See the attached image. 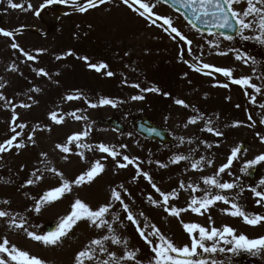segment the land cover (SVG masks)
Returning <instances> with one entry per match:
<instances>
[{"label": "rangeland", "instance_id": "obj_1", "mask_svg": "<svg viewBox=\"0 0 264 264\" xmlns=\"http://www.w3.org/2000/svg\"><path fill=\"white\" fill-rule=\"evenodd\" d=\"M13 2L21 4L22 9H9L8 6L5 8L1 6L2 3L0 2V18L4 17L6 19L5 27L7 30L14 29L11 27L16 24L44 30V27L37 20L36 15H34L35 9L39 8L43 0H13ZM78 2L83 4L84 0H78ZM146 2L151 3V0H146ZM29 3L33 6L32 10H23L27 8ZM245 7L246 3L234 5V8L240 12ZM153 11L160 16L172 19L173 26L193 41L192 48L194 54L201 57L203 63L222 68H232L234 69L233 75L235 78L251 76L252 83L260 86L259 80L254 78H258L261 75L258 74L259 71L250 62L247 65H242V61H237L231 52L227 56L215 54L219 50L227 51L237 43L243 45L248 51L252 50L253 56H256L260 52L258 49H253L252 47L259 43L252 40V46L244 44L239 40L235 43L222 38L201 35L189 30L182 22H176L171 15V11L164 6L157 5ZM51 18L52 20H49V24H58L56 32H60H58L60 38L58 34L52 37L49 36L44 40H39L36 37L28 35H15L13 37L0 35V84L4 85L0 88V93L6 97V100H11L12 103L16 101L15 105L21 103L31 105L29 108L16 107L15 109L18 114L17 123H25L27 125L22 132V136L18 137V142H23L25 147L20 149L13 147L7 152L0 153V159L3 161L2 168L11 174L15 172L11 171V167H16L19 173L21 166L26 171L27 169H44L45 164L41 161L46 160L49 167L56 168L64 174L66 179L73 181L78 175L85 172L93 161L106 157L102 160L105 164V170L92 183L80 187L74 186L72 192L66 194L61 200L45 206L39 214L31 211L32 215H26L28 208L31 209L34 206V200L30 199L29 196L38 199L44 191L58 186L60 179L52 172H44L43 174L46 176H43V179L36 184L28 185L27 190L30 193L24 195L19 189L21 187L18 183L13 186V182L8 179H6L8 182H2L3 177L5 178L6 175L5 173L4 175L0 173V197L10 201V204L6 206L7 210L13 214L20 213L27 216L31 224L41 225L39 229L29 226V230L43 233V226L45 224L57 222L59 217L67 214L74 199H81L95 210L99 206L109 202L112 188L122 184L128 190V193L131 194L130 197L128 196L129 198L123 197L125 198V203L128 204L129 209L140 220L141 227L144 224V218L140 217L139 214L143 212L148 217V223L155 224L177 246L190 245V238L184 232L180 221L165 213L163 207H154L147 202L146 198L149 196V190H151L154 199L159 200V194L154 192L151 185L142 176L133 180V177L136 176L135 167L129 165L127 168L118 169L116 168V162L107 157L106 154L99 153L98 151L89 152L87 149H77L75 142L69 144L71 151L67 154L61 153L55 146L56 144H65L69 135L79 133L90 127L91 131L88 137L82 141L83 143L97 144L102 142L115 146L122 155L138 158L136 164L143 171L149 173L162 191L170 192L172 189L179 191V198L171 201V203L177 207H186L192 193L190 190L179 189L180 182L183 181L185 184L195 182L201 184V187H203L201 178L214 175L219 166L227 161V156L230 154L232 147L238 146L240 143L246 142L248 146L246 151H242L240 158L233 164L231 171L234 175L221 174V180L231 182L235 179V176L239 175L241 176V184L255 186L261 176H264V164L257 166V173L253 179L248 178L246 180L247 176H244L239 171L245 161L264 153V143L261 142L260 137L257 135L259 133L264 136V130L254 122L259 123V120L264 117V108L260 107V104H264V87L261 89L260 94L252 92L251 95L257 96L255 104L250 103L249 97H247L254 121L248 120L242 96L238 92L229 87L213 86L219 84L218 80H214L211 76L207 75H201L202 79L193 78L192 82L197 83L194 80L200 81L195 88L202 91L198 92L199 96L195 99L193 97L192 99H186L184 92H181L179 89L183 85L181 84L180 86V84L168 79L167 82L170 85L168 86V90L173 91L171 97L163 94L155 102L149 101L145 95H143V100H116L117 105H120L121 108L124 107L122 111L132 112L134 116L148 115L157 124L166 127L174 138V144L171 146H162L157 143L151 144L134 134L132 126L127 123V118L123 119V131L101 127L99 119H106L112 115L113 110L117 106L115 108L110 105L98 106L96 108L89 107V103L99 105L101 98L111 99L112 96L110 95L111 88L105 85L102 86L103 89H100L98 86L100 83L102 85H104L103 83L109 84L110 77L106 75L107 69L96 72L88 67V63L93 64V62H90L92 60L90 58L91 45L87 44V42L103 39L107 42L110 37L116 36L117 38V36H121L122 41L128 46H139L150 39H157L154 35L159 32L158 25L145 21L137 12L129 9L121 0H110V2L98 8L89 9L84 13L78 12L68 17L54 16ZM70 31L71 35H75L74 37L69 36ZM245 34L253 35L249 32H245ZM68 36L69 38L66 40ZM58 38L59 41L57 40ZM214 39H218L220 44L219 49L213 50L208 47L206 41ZM13 40L20 46V49L35 56L36 59L29 61L20 49H13L10 46ZM167 40L171 41L172 38L168 37ZM67 41L71 45L66 47L62 43H67ZM111 44L113 45V43ZM200 45H203L202 49L199 48ZM82 46H84L83 49L86 51L84 53L82 49L83 57H88V63L80 59L82 63H79V65L74 64L75 56L78 55L79 57V54H74ZM37 50L42 51L38 52ZM132 50L131 54H134V57L141 56L142 53L139 50H136V52H134L133 48ZM68 51H71L73 55H64ZM201 51L203 52L202 56ZM173 53L178 55V47H175ZM57 56H63V58L57 60ZM167 56V52L158 51L154 64H150L151 68L153 66H160V64L163 65V60ZM186 56L193 60L192 56L188 54ZM99 59L95 58V61ZM193 62L195 61L193 60ZM99 63L100 61L97 62V64ZM75 65L78 68H74ZM241 67L242 70L245 69L244 72L240 70ZM13 68L16 70L13 71ZM41 68L48 72L49 75H36V70ZM254 68L255 73H253ZM161 69L164 70L163 68ZM185 75L189 76L188 80L192 79L189 71ZM221 77L223 76L221 75ZM101 79L103 81H100ZM35 88L40 89V91H32ZM130 89L128 93L129 98L134 95H140L138 94L141 91L140 88L130 87ZM187 92L192 95L194 91L187 90ZM72 94H79L81 99L73 101L64 99L67 95ZM176 99L183 100L188 107L185 108L177 105L175 103ZM126 101L127 103L125 104ZM77 109L80 110L77 114L86 116L87 120L81 119L76 121L73 117L67 115V113L76 111ZM51 112L65 114V121L62 124H55L49 118ZM11 115V107L6 105V101H0V121L5 122L8 128L5 130V135L4 133L2 134L4 138H0V143L13 135L10 131V126L15 125L11 124ZM194 116L198 118L197 123L185 127L189 117ZM209 120L212 122L213 127L224 133L222 137H216L211 133L201 131ZM235 121H240V126L232 127L231 125ZM249 124H254V126L249 127ZM260 125L264 127V125ZM36 126L38 127L33 136V143L32 141H28L27 136L33 132V128ZM17 130L20 131L19 129ZM181 137L184 139L183 143L178 139ZM189 139H191L192 143H188ZM200 141H207L212 147H205ZM217 144L219 147L216 146ZM120 145H126V148L121 149ZM191 149H195V151L191 152V160H198L203 156L205 159H212L214 161L213 166L209 167L207 164H204L201 170H192L189 161H181L179 165L170 164L166 168H160L157 165V168H155V161L167 164L170 157L174 154L188 155ZM78 151L84 152L85 160L82 161L76 154ZM41 153H46V157H42ZM64 156H67V159H63ZM117 159L120 162H124L120 157ZM138 182L143 185V188H146L145 192H140L139 202L132 193L135 192L133 187H138ZM10 185L12 186L11 189H9ZM233 193L236 194V192ZM196 195L199 196L202 193L198 192ZM249 196V200L245 205L248 212L257 213L260 210L264 214V206H256V198L253 197L251 191L249 192ZM22 199L23 202L21 203ZM241 200H244V198L240 199L239 202ZM225 207L227 206L218 203L209 210L215 227L220 228L222 225H228L234 228L237 234L243 233L250 239L264 236V223L255 227L246 225L241 218L222 214L221 209ZM113 210L120 214V219L125 225L124 228H120L118 223H114V227L121 237L128 238V248L130 250L140 249L137 258L141 261L149 260L153 253L150 252L148 246L140 238L135 230V226L125 218L126 213L123 212L118 202H114ZM181 218L185 222H197L205 227L209 226L208 214L198 216L191 212H186L181 214ZM108 219L111 222V216ZM104 234H106V230L98 231L95 228H90L87 222L82 221L75 226L61 245L51 249L42 246L39 242L32 241L23 230L10 229L6 223V218H0V240L6 237L11 244H15L30 255L43 258L46 261L53 259L55 264H73L76 252L80 251L91 239L98 238ZM108 246L111 251L116 252L118 255H123L124 248L122 246L111 245L110 243ZM261 256L264 259V255ZM128 264H133V262H128Z\"/></svg>", "mask_w": 264, "mask_h": 264}, {"label": "snow or ice", "instance_id": "obj_2", "mask_svg": "<svg viewBox=\"0 0 264 264\" xmlns=\"http://www.w3.org/2000/svg\"><path fill=\"white\" fill-rule=\"evenodd\" d=\"M108 2H110V0H84V3L81 4L78 0H43V3L40 4L39 8L35 9L34 15L39 17L41 10L56 5L70 6L75 11L84 13L89 9L98 8ZM122 2L129 9L137 12L146 20L155 17V19L151 20L152 24H156L158 20H162L163 25L167 26L164 28V31L169 32L170 34H175L173 39L175 40L178 37L179 41H182L183 44L187 46L182 51H187L188 55L192 56L195 61V63L189 64V67L193 71L207 76H212L213 73H219L227 78L231 84L238 85L242 89H245L246 96H249L247 89H251L257 94L261 93V87L252 83L251 76L235 78L233 75L234 69L232 68H222L203 63L201 57L194 54L192 48L193 41L188 39L173 26L170 17L160 16L155 13L153 9L158 3L169 4V6L177 12H180V9L184 10L183 12H180V15L184 17L187 24L197 33L202 34L206 29L208 35L214 38L222 37L226 41H232L235 37H238L242 41L254 40L257 43L264 45V0H170V3L169 0H153L151 3L146 2V0H122ZM241 3H246V7L242 12L234 8V5H239ZM7 5L11 9H22V5L14 3L13 0H7ZM32 8L33 6L29 3L27 8L23 10L28 11L32 10ZM62 14L69 15L68 12H63ZM246 30L254 34L246 35ZM15 31L18 33L20 29H16ZM0 35L13 37L14 33L13 31L0 28ZM206 43L210 49L215 50L220 48L218 39L208 40ZM10 46L13 49H20V46L14 40ZM199 48L202 49L203 45H200ZM20 51L27 60L32 61L36 59L35 56L24 52L23 49H20ZM37 51L39 52L42 50ZM229 52L234 54V58L237 61H242L246 65L249 61H251L253 65L257 63L255 58L248 56L245 52H241L235 47H231L227 51H216L215 54L218 56H227ZM64 55L71 56L73 53L68 51ZM202 55L203 52L201 51V56ZM62 58L63 56L56 57L57 60ZM79 58L88 63V57ZM185 63H188V61H185ZM88 67L96 72H100L102 69H107L108 65L105 63H88ZM12 70L15 71L16 69L13 68ZM253 73H255V68L253 69ZM36 75L48 76L49 73L41 68L36 70ZM106 75L111 77L114 73L112 71H107ZM258 78L264 79V75ZM3 86V84H0V88ZM130 86L133 88L140 87L138 84H132ZM213 86L228 88L229 83L216 84ZM32 91L38 92L40 89L35 88L32 89ZM142 91L159 92V89L152 87L142 89ZM164 95L168 94L164 93ZM29 99H31V97H29ZM64 99L67 101L79 100L81 99V96L79 94H72L67 95ZM131 99L143 100L144 96L134 95ZM0 101H6V105L11 107V124L15 125L10 126V131L13 135L0 143V153L7 152L13 147L16 149L25 147L23 142H18V137L22 136V132L27 125L25 123H17L18 114L15 109L16 107L29 108L31 105L26 103L14 105L11 100H6V97L2 93H0ZM85 102L87 103V101ZM249 102L255 104L257 102V96H249ZM175 103L185 108L188 107V105L181 99H176ZM105 105H110L115 108L117 106V101L109 98H101L99 100V105L89 103V107L91 108ZM237 107H239V105H237ZM260 107L264 108V104H260ZM78 111L80 110L77 109L76 111L69 112L67 115L73 117L76 121L81 119L87 120L86 116L78 115ZM49 118L55 124H62L65 121V114L51 112ZM197 119L198 118L195 116L189 117L185 127L196 124ZM248 120L252 121L253 117L248 116ZM259 123L264 125V117L259 120ZM240 124V121H235L231 126L238 127ZM248 126L253 127L254 124H249ZM37 127L38 126L34 127L33 132L28 134V141L34 143L33 136ZM90 131L91 128L89 127L79 133L69 135L65 144H56L55 147L59 149L61 153L67 154L71 151L69 144L75 142L77 149H87L89 152L98 151L99 153L106 154L107 157H110L116 162V168L118 169L127 168L129 165L135 167L136 176L133 177V180L142 176L143 179L151 185L154 192L159 194V200L154 199L150 194L146 198L147 202L154 207H163L165 213L171 217L177 218L180 221L184 232L190 238V245L185 244L182 247L177 246L170 238L166 237L155 224H149L148 217H146L143 212L139 214L140 217L144 218V224L141 227L140 220L129 209L128 204L125 203L123 197L130 196V193H128V190L125 189L122 184L112 188L109 202L99 206L95 210L81 199H74L67 214L59 217L55 226L43 233L29 230V226L39 229L41 228V225L31 224V221L27 216L20 213L13 214L6 209H0V218H6V223L10 229L23 230L28 238L32 241L41 243L45 247L61 245L64 239L73 231L75 226L82 221L87 222L90 228H95L98 231L106 230V234L91 239L80 251L76 252L73 264H128V262H133V264H232V258L239 256L241 253H247L251 256L264 255V236L250 239L243 233L237 234L236 230L228 225H222L220 228H217L215 227L209 211L218 203H222L227 206L221 209L222 214L234 218H241L246 225L253 227L264 223V214L247 212L245 211V205L239 202L240 197L247 190L251 191L253 197L256 198V206H264V176H261L255 186L249 185L247 188L240 183L241 176L239 175L235 176V179L231 182L223 181L220 178L221 174L225 173H227L228 176L234 175L231 171L233 164L240 158V153L246 151V149H242L240 146L232 147L230 154L227 156V161L219 166L214 175L201 178L203 187H201V184L199 183L188 182L185 184V182L181 181L179 189L185 191L190 190L192 195L186 207H177L175 204L171 203V201L179 198V191L177 189H172L170 192L162 191L153 181L149 173L143 171L140 166L136 164L138 158H130L127 155H122L115 146L107 145L105 143H83L82 141L88 137ZM147 131L155 132L156 135H160V133L154 128H150ZM201 131H206L216 137H222L224 135L222 131L212 126L210 120L206 122L205 128L201 129ZM257 135L260 137L261 142L264 143V136L259 133H257ZM178 139L181 143L184 142L182 137ZM188 143H192L191 139H189ZM200 143L204 144L205 147H212L207 141H200ZM216 146L219 147L218 144ZM119 147L123 149L126 148V145H120ZM192 151H195V149H191L188 155L174 154L170 157L167 164L161 163L160 161H155V163L160 168H166L170 164L179 165L181 161H189L192 170H201L202 165L204 164H207L209 167L213 166L214 161L212 159H205L203 156L198 160H191ZM76 154L82 161L85 160L84 152L78 151ZM46 155V153H41L42 157H46ZM118 157L124 162H120L117 159ZM105 158L106 157H102L101 159L93 161L91 166L85 172L78 175L73 181L66 179L64 174L56 168L49 167L46 160L41 161L45 164L44 169H37L33 172L31 176L34 178L27 179L25 184L21 185V187L36 184L43 179L44 172L54 173L55 176L60 179V184L44 191L38 199L29 196L30 199L34 200V206L29 209V211H34L36 214H39L45 206L57 202L66 194L71 193L74 186L80 187L92 183L95 178L104 172L105 164L102 160ZM63 159H67V156H64ZM261 164H264V153L255 156L251 160L245 161L239 171L244 176H252L254 175L257 166ZM234 189H239V191L235 195H230L229 193ZM198 192H201L202 195H196ZM114 202L119 203L123 212L126 213L125 218L135 226L136 232L148 246L150 252L153 253L149 260L141 261L138 259L137 257L140 249L137 248L135 250H130L128 248V238L121 237L117 232L114 223H118L120 228H124L125 225L120 219V214L113 210ZM0 204L8 205L10 204V201L3 200L0 201ZM186 212H191L198 216L208 214L209 226L205 227L197 222H185L181 218V214ZM109 216H111V222L108 219ZM109 243L111 245L122 246L124 248L123 255H118L116 252L111 251L108 246ZM0 264H48V262L37 256L30 255L27 251L21 250L15 244H11L5 237L0 240Z\"/></svg>", "mask_w": 264, "mask_h": 264}, {"label": "flooded vegetation", "instance_id": "obj_3", "mask_svg": "<svg viewBox=\"0 0 264 264\" xmlns=\"http://www.w3.org/2000/svg\"><path fill=\"white\" fill-rule=\"evenodd\" d=\"M236 264H262V262L257 256L241 253L236 257Z\"/></svg>", "mask_w": 264, "mask_h": 264}, {"label": "water", "instance_id": "obj_4", "mask_svg": "<svg viewBox=\"0 0 264 264\" xmlns=\"http://www.w3.org/2000/svg\"><path fill=\"white\" fill-rule=\"evenodd\" d=\"M169 3H170V0H169ZM178 7V6H177ZM184 10L183 9H180V12H183ZM200 27H203V26H200ZM204 31H206L207 32V30L205 29ZM215 31V30H214ZM230 34H232V33H230ZM150 128H153V127H149L148 129H150ZM147 129V130H148ZM145 131V129H144V127L142 126L141 128H140V131H142L145 135H147V136H149V137H154L153 135H155V133L154 132H149V131Z\"/></svg>", "mask_w": 264, "mask_h": 264}]
</instances>
